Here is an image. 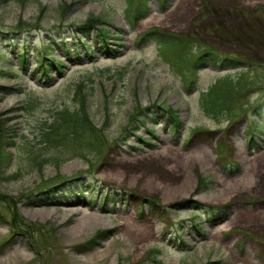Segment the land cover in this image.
<instances>
[{
    "label": "rangeland",
    "instance_id": "1",
    "mask_svg": "<svg viewBox=\"0 0 264 264\" xmlns=\"http://www.w3.org/2000/svg\"><path fill=\"white\" fill-rule=\"evenodd\" d=\"M133 1L0 0V264H264V0Z\"/></svg>",
    "mask_w": 264,
    "mask_h": 264
},
{
    "label": "trees",
    "instance_id": "2",
    "mask_svg": "<svg viewBox=\"0 0 264 264\" xmlns=\"http://www.w3.org/2000/svg\"><path fill=\"white\" fill-rule=\"evenodd\" d=\"M67 8L69 7V5H67L66 6ZM135 18V17H134ZM101 34H103V35H105L106 36V34L107 33H105L103 30L101 31ZM155 38H157V37H155ZM163 44L164 45H168L167 46V48H169V47H173V45L171 44V42H168V44L166 43V42H163ZM174 48V47H173ZM198 61L200 62L201 60H200V58L198 57ZM55 62V61H54ZM198 62V63H199ZM223 101H224V99H220V98H218V99H216L215 101H214V103H211L209 106H210V109L212 110V112H214L215 114L216 113H219L218 112V110L220 111L221 110V106L223 107V105H222V103H223ZM68 120H70V119H68ZM71 121V120H70ZM76 123H77V126H76V128L77 129H79L80 130V128L82 127V128H89V126L91 125V123H90V121L88 120V117H87V115H86V113H81L80 115H78V117H77V119H76ZM0 195H2L1 193H0Z\"/></svg>",
    "mask_w": 264,
    "mask_h": 264
},
{
    "label": "bare ground",
    "instance_id": "3",
    "mask_svg": "<svg viewBox=\"0 0 264 264\" xmlns=\"http://www.w3.org/2000/svg\"><path fill=\"white\" fill-rule=\"evenodd\" d=\"M156 22L154 21H152V24H155ZM198 160H200V159H202L203 157H204V154H198V156H195ZM247 184L248 185H250V184H252L250 181H247ZM189 203H191V204H194V203H192V202H189ZM35 215H41V216H43L44 217V215L45 214H43L42 212H40V211H37L36 213H35ZM95 218V217H94ZM149 223H151V225H155V222L153 221V220H149ZM84 226V225H83ZM153 227V226H152Z\"/></svg>",
    "mask_w": 264,
    "mask_h": 264
}]
</instances>
